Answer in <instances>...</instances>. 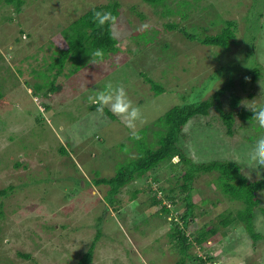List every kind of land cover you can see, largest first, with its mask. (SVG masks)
<instances>
[{
	"label": "rangeland",
	"instance_id": "1",
	"mask_svg": "<svg viewBox=\"0 0 264 264\" xmlns=\"http://www.w3.org/2000/svg\"><path fill=\"white\" fill-rule=\"evenodd\" d=\"M21 2L16 7L0 0V191L7 190L0 195V264H76L97 233L90 264H200L199 259L205 264H264V214L254 210V229L262 236L255 243L242 222L224 228L223 218L244 207L221 192L215 172L200 173L191 184L190 258L183 257L172 237L186 206L180 187L184 167L178 160L136 179L112 199L108 186L94 185L96 176L109 178L136 158L139 142H154V132L161 129L155 120L194 98L213 76L217 80L204 98L228 86L222 98L226 109L231 94L248 113L244 103L264 100V0H165L171 14L144 0ZM114 3L119 6L112 26L118 51L95 64L90 58L80 66L67 62L55 80L57 90L47 94L48 78L55 72L47 69L61 32L89 9ZM226 20L237 23V32L236 42L225 50L165 28L174 23L203 37L219 33ZM251 66L262 71L255 83L246 81ZM38 72L50 77L43 80ZM145 78L165 92L154 96ZM108 82L123 85L141 109V139H132L119 118L109 111L114 116L109 120L90 103L88 97ZM34 85L43 86L38 94ZM261 131L254 120L236 117L228 135L211 110L188 121L179 148L195 163L230 161L236 155L244 159ZM238 164L250 180H264V170ZM258 194L264 208V190ZM167 196L175 199L174 207ZM153 198L162 204L154 205ZM162 205L171 212L165 214ZM211 229L217 236L197 246L193 237Z\"/></svg>",
	"mask_w": 264,
	"mask_h": 264
},
{
	"label": "trees",
	"instance_id": "2",
	"mask_svg": "<svg viewBox=\"0 0 264 264\" xmlns=\"http://www.w3.org/2000/svg\"><path fill=\"white\" fill-rule=\"evenodd\" d=\"M144 1L155 7L158 5L164 6L165 11L168 14L172 13L171 9L168 7L166 8L165 0ZM4 2L7 5H15L16 7H20L22 4L21 0H4ZM94 11H109L117 19L119 15V6L117 3L106 6H95L86 11L61 32L62 40L61 43L58 44L59 50L56 51L57 55L51 58L52 61L49 63V68L47 69V71L50 72L55 70L51 76L52 79L48 78L50 76H46L45 73L38 72V77L43 80L48 78V81H50L47 83V94L57 90L55 80L63 73L67 62L71 64L79 63L78 65L80 66L86 62V59L91 58L93 52L97 49L103 50L104 57L110 53L118 51V42L112 33V26L114 24L111 26L105 25L104 27H98L92 19ZM179 11L180 9L175 10L177 13ZM182 17H186L185 13L182 14ZM247 21L249 22V20ZM224 23V27H222L219 33L214 35H204L203 37L195 34V31L194 33H190L185 29H179L178 25L174 23L166 24L165 28L169 31L179 30L186 39L190 41H197L203 46L225 50L228 49L232 43L236 42L237 23L233 20H226ZM251 32L253 31L251 30ZM255 37L256 36L254 35V41ZM251 45L252 47L254 46V44H250L249 46L251 47ZM252 63L253 62H249V64ZM77 69L78 68L75 67L73 72L77 71ZM261 75L262 71L259 67L251 66L247 73L246 81L249 83H255ZM210 80L211 81L207 83L206 87H203L199 92L194 94V98L192 97L193 95L191 96L190 101H185L184 104L173 106L165 112L163 116L155 120L153 125L161 129L154 132L155 140L151 144L139 142L138 154L136 158L130 159L129 162L119 167L113 176L109 178H100L96 176L94 179L95 186L109 187L107 197L112 199L120 189L124 188L136 179L148 177L160 170L163 166H165V164L178 160L184 167L180 176L183 180V184L180 187L185 193L183 200L185 201L186 206L184 213L180 217L182 222L181 228L178 224H174L176 227L172 237L175 238L176 236L177 245L180 247L183 257L187 258H190V256L187 255V251L190 247H192V243L189 241L186 234V229L188 228L192 217L193 209V203L191 201V184L195 177L200 173H217L221 192L227 196L228 199L240 202L244 207L242 212L239 211L236 215L224 217L220 224L226 228L229 225H237L238 222H242L246 225L247 233L253 243H255L258 239H262V236L255 232L253 218L255 215L254 210L256 208L260 209V211L264 214V208H260L261 202L258 194L264 190V180L246 179L241 171V166L238 163L231 161L214 160L207 163L192 162L179 148V140L188 121L198 116H207L211 110L215 111L219 115L222 123L226 127L228 135L232 134L236 117L242 121L253 120L251 112L248 113L243 108H239L240 98L236 95H230V102L228 109H226L222 98L229 89L228 86H223L210 96L204 98L206 93L209 92L213 81L217 80V78L216 76H213ZM146 81L151 85L154 96L161 95L165 92L160 84L151 81L148 78ZM47 84L43 85L47 86ZM42 88L43 86L34 85L32 89L33 93L38 94ZM103 112L108 118H110L109 120L114 119V116L108 109L105 108ZM60 151L61 153H65V150L62 148ZM9 189L12 188L10 187ZM161 191L163 190L161 189ZM6 193L7 190L0 191V195H5ZM138 193L139 191L133 192L132 198H136ZM166 199L171 202L172 207L175 206V199L173 197L167 196ZM152 201L154 205L162 204V200H158L156 198H153ZM161 210L165 214H169L171 212V209L166 208L164 205H162ZM1 216L2 212L0 206V217ZM98 236L99 233H97L94 242L90 244L89 248L76 264H90L93 261L94 246ZM211 236H217L216 229H211L206 233H198L193 237V241L200 247L207 241V239L211 238ZM20 256L23 258H29V256L23 254H20ZM207 259L209 260L210 258L208 257ZM199 261L200 264H205V260L199 259Z\"/></svg>",
	"mask_w": 264,
	"mask_h": 264
},
{
	"label": "clouds",
	"instance_id": "3",
	"mask_svg": "<svg viewBox=\"0 0 264 264\" xmlns=\"http://www.w3.org/2000/svg\"><path fill=\"white\" fill-rule=\"evenodd\" d=\"M92 19L98 27L111 26L116 22V17L109 11H94ZM141 27L146 29L147 25H142ZM103 56V50L97 49L93 52L90 59L95 64L102 60ZM260 86L261 92L264 91L261 84ZM88 99L91 104L96 106V111L100 114H103L104 109L108 108L130 130L132 139H141L137 129L139 125L145 123V120L141 109L134 105L123 85L114 86L112 82H108L102 90L89 96ZM244 107L251 111L252 119L262 131L259 133L254 145L246 153L244 159L236 155L230 161L244 163L247 168H255L257 171H261L264 170V100L257 101L253 99L247 104L244 103ZM245 178L249 179L251 175L245 176Z\"/></svg>",
	"mask_w": 264,
	"mask_h": 264
}]
</instances>
